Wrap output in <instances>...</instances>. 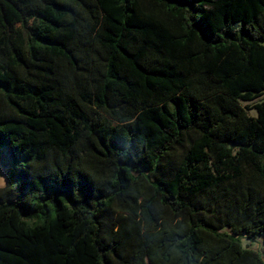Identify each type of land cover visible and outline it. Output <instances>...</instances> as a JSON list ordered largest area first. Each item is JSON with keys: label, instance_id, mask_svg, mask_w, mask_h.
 <instances>
[{"label": "trees", "instance_id": "trees-1", "mask_svg": "<svg viewBox=\"0 0 264 264\" xmlns=\"http://www.w3.org/2000/svg\"><path fill=\"white\" fill-rule=\"evenodd\" d=\"M263 95L264 0H0V264H264Z\"/></svg>", "mask_w": 264, "mask_h": 264}, {"label": "rangeland", "instance_id": "rangeland-1", "mask_svg": "<svg viewBox=\"0 0 264 264\" xmlns=\"http://www.w3.org/2000/svg\"><path fill=\"white\" fill-rule=\"evenodd\" d=\"M260 99H264V95ZM250 112L252 114L256 115V111L255 110H251ZM5 183H6V179L3 176L2 167L0 166V185H5ZM254 247L258 248L259 247V244L258 243H255Z\"/></svg>", "mask_w": 264, "mask_h": 264}]
</instances>
